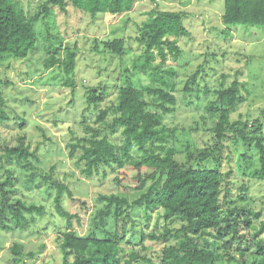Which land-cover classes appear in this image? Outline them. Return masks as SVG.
<instances>
[{
    "label": "rangeland",
    "instance_id": "rangeland-1",
    "mask_svg": "<svg viewBox=\"0 0 264 264\" xmlns=\"http://www.w3.org/2000/svg\"><path fill=\"white\" fill-rule=\"evenodd\" d=\"M14 1L28 15H35L43 2ZM224 3V0H137L129 13L101 14L95 19L76 8L69 7L65 13L54 10L38 21V45L26 59L11 56L0 59V116L4 111L9 117L8 121H0V182L9 178L7 170H11L14 178L9 187L11 205L22 200L43 209L42 213H25L19 226L13 219L6 220L11 230L0 225V264H63L57 238L70 228L65 212L73 217L72 229L80 237L109 238L107 233L113 235L118 225L124 224L122 236L120 230L121 264H128L133 253L158 262L156 255L164 247L176 244L175 239L165 242L152 241L148 237L153 232L159 236L166 229L181 227L180 221L167 222L160 208L149 209L148 217L141 210L130 219L123 218L124 222L113 216L101 225L98 213L107 206L102 196L115 193L133 200L137 193L122 192L116 181L121 177L117 169L106 167L87 178L76 164L84 154L81 146L114 119L120 88L129 81L139 89L153 86L150 75L141 73L140 68L135 70L134 66L143 64V48L137 41L140 26L155 9L184 13L190 32V37L181 42L183 55L176 67L179 74L174 93L176 102L171 107L174 112L164 119V125L176 131L173 147L179 158H185L187 146L195 151L210 143L211 136L204 129L213 127L214 122L207 118V106L217 100L216 92L236 81L246 102L232 115V120L238 121L241 117L251 123L262 118L264 25L223 24ZM120 39L126 43L124 57L112 54L105 45ZM57 49H61L58 56L63 58L69 50L77 54L76 71L70 77L60 66L51 70L44 67L46 59ZM71 82L75 87L68 85ZM187 84L194 92L186 91ZM93 88H98L103 101L90 106L87 97L89 89ZM205 90L209 91L207 95ZM105 110L108 117L100 121ZM21 136L26 137L30 152L36 154L24 165L14 159L7 160L4 150L6 144L15 146ZM111 139L120 144L121 131ZM76 146L80 149L72 157L70 153ZM242 147V143L230 147L235 161L230 166L226 162L222 170L229 171L231 167L234 170L232 200L238 206H247L262 214L261 219L254 222L259 230L264 223V179L251 174L261 168L260 153L247 150L250 159L240 158L244 172H237ZM56 185L68 188L73 194L72 199L65 190L61 211L56 208ZM251 234L255 232L252 230ZM257 239H264V230ZM14 246H21L20 257L13 255ZM235 258L231 263L225 258L224 264H241L239 256ZM252 262L251 258L245 264Z\"/></svg>",
    "mask_w": 264,
    "mask_h": 264
},
{
    "label": "trees",
    "instance_id": "trees-1",
    "mask_svg": "<svg viewBox=\"0 0 264 264\" xmlns=\"http://www.w3.org/2000/svg\"><path fill=\"white\" fill-rule=\"evenodd\" d=\"M136 2L43 0L36 14L28 15L14 0H0V59L7 56L26 59L38 45V21L51 11L60 10L65 13L69 7L76 8L95 19L101 14L119 16L129 13L133 11ZM224 2L223 24L264 25V0ZM185 18L182 12L155 9L149 19L141 24L137 41L143 48V64L135 65L134 69L140 68L141 73L149 74L153 86L139 89L129 81L120 88L114 119L106 129L97 130L81 146L84 154L76 165L87 178L106 167L117 169L121 177L116 181L122 192L137 193L133 200L115 193L102 196L107 206L98 213L101 225L104 226L106 220L113 216L124 222L123 218L130 219L141 210L148 217L149 209L156 208L164 211L167 222H181L179 229H166L159 236L155 232L148 235L152 241L176 240L175 245L164 247L156 255L158 262L146 255L133 253L128 264H224L225 258L231 263L237 255L241 264L251 258L253 264H264V239H257L264 230V223L259 230L254 225L262 214L247 206H238L232 200L231 178L234 170L232 167L229 171L222 170L226 162L230 166L235 161L230 147L242 143L243 152L238 159L237 172H244L240 158L245 161L250 159L247 150H258L261 168L254 170L251 176L264 179V115L251 123L241 117L233 121L232 115L246 102L241 95L240 84L236 81L230 87L219 90L216 92L217 100L207 106V118L214 122L213 127L204 129L211 136L210 143L206 148L195 151L187 146L183 160L173 147L176 131L164 125L165 115L174 112L171 107L176 102L174 93L179 77L176 67L183 55L181 42L190 37ZM105 45L118 57L127 54L126 43L122 39ZM60 50L49 55L44 67L51 70L60 66L66 76L70 77L76 71L77 54L68 49L66 58H63L58 56ZM68 85L75 87L72 82ZM189 85L186 91L194 92ZM208 93L205 90V95ZM102 101L103 96L98 93V88L89 89L87 102L90 106ZM107 117L108 111L105 110L99 120H106ZM8 120L9 117L2 111L0 121ZM118 130L122 136L120 144L111 139ZM78 149L80 146L73 147L70 155L74 157ZM4 150L7 160L14 159L21 165L28 164L30 157H36L35 153L30 152L25 136L19 137L15 146L6 144ZM7 173L9 178L0 182V225L11 230L6 220L13 219L19 226L25 213H42L43 209L22 200L12 206L9 187L13 185L14 178L11 177V170H7ZM56 187V208L61 211L65 190L72 199L73 194L61 185ZM243 190L248 192L246 187ZM64 215L70 228L57 238L63 264H121L119 252L124 224L118 225L113 235L107 233L109 238L80 237L72 229L73 217L66 212ZM252 230L255 236L251 234ZM11 251L17 257L22 255L21 246H14ZM29 256L33 258L34 254Z\"/></svg>",
    "mask_w": 264,
    "mask_h": 264
}]
</instances>
